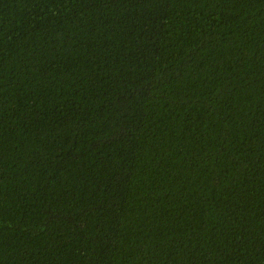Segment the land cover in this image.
I'll return each instance as SVG.
<instances>
[{"label":"trees","instance_id":"obj_1","mask_svg":"<svg viewBox=\"0 0 264 264\" xmlns=\"http://www.w3.org/2000/svg\"><path fill=\"white\" fill-rule=\"evenodd\" d=\"M0 264H264V0H0Z\"/></svg>","mask_w":264,"mask_h":264}]
</instances>
